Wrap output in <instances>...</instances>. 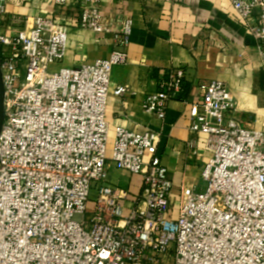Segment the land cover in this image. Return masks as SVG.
I'll return each mask as SVG.
<instances>
[{
	"label": "built area",
	"instance_id": "2783aa9c",
	"mask_svg": "<svg viewBox=\"0 0 264 264\" xmlns=\"http://www.w3.org/2000/svg\"><path fill=\"white\" fill-rule=\"evenodd\" d=\"M2 1L34 0H0V25ZM45 1L54 8L33 26L27 20L17 34L0 33L6 89L0 264H264V130L241 124L230 87L218 80L201 86L203 101L191 108L187 153L198 157L203 145L209 157L203 188L182 189L176 206L174 182L158 153L160 133L118 127L108 154L109 97L135 95L111 81L113 67L128 54L115 50L93 64L52 69L66 58L70 29L100 37L116 32L101 0H82L80 7ZM230 1L264 57V0ZM120 34L128 46L130 21ZM184 82L183 69L168 70L148 94L145 112L164 120ZM110 163L141 177L138 197L107 184ZM95 183L98 195L87 218Z\"/></svg>",
	"mask_w": 264,
	"mask_h": 264
},
{
	"label": "crops",
	"instance_id": "0c3cea01",
	"mask_svg": "<svg viewBox=\"0 0 264 264\" xmlns=\"http://www.w3.org/2000/svg\"><path fill=\"white\" fill-rule=\"evenodd\" d=\"M67 1L72 7L82 3ZM2 5L6 13L0 33L9 34L24 30L27 20L28 27L33 26L37 17L54 8L45 0L24 5L2 1ZM101 12L120 37L70 29L66 58L54 64L53 70L106 60L115 50L126 52L127 61L113 67L111 81L129 86L135 95L109 97V156L118 127L139 134L158 132V153L174 182L173 197H180L182 189H202L201 175L209 154L203 145L198 157L187 153L186 143L193 137L191 108L203 101L201 86L222 81L231 89L241 124L264 130V57L257 41L235 18L230 0H101ZM12 18L19 23L12 25ZM126 21L131 22L128 46L121 44L120 34ZM173 68L186 72L188 91L183 99L168 103L162 120L145 112L144 103L157 81ZM107 184L128 190L132 199L142 191L140 176L120 171L113 163L109 164Z\"/></svg>",
	"mask_w": 264,
	"mask_h": 264
},
{
	"label": "rangeland",
	"instance_id": "374dc122",
	"mask_svg": "<svg viewBox=\"0 0 264 264\" xmlns=\"http://www.w3.org/2000/svg\"><path fill=\"white\" fill-rule=\"evenodd\" d=\"M53 69V68H52ZM132 175V174H131ZM97 195H98V192H97V189H96V183L93 185V189L91 191V195H90V202H89V206H88V211H87V218H90L91 216V212L94 208V205H95V201L97 199ZM175 201V204L176 206H178V202H179V196H176V198L174 199ZM133 208V203L130 201L126 208H125V211H124V214L125 215H129L130 212H131V209ZM76 220H81L82 217L81 216H76L75 217Z\"/></svg>",
	"mask_w": 264,
	"mask_h": 264
},
{
	"label": "water",
	"instance_id": "95a60500",
	"mask_svg": "<svg viewBox=\"0 0 264 264\" xmlns=\"http://www.w3.org/2000/svg\"><path fill=\"white\" fill-rule=\"evenodd\" d=\"M2 69H3L2 57H1V49H0V133L3 131L2 128L5 120V90H6L3 82Z\"/></svg>",
	"mask_w": 264,
	"mask_h": 264
},
{
	"label": "trees",
	"instance_id": "16d2710c",
	"mask_svg": "<svg viewBox=\"0 0 264 264\" xmlns=\"http://www.w3.org/2000/svg\"><path fill=\"white\" fill-rule=\"evenodd\" d=\"M187 91H188L187 82H184V89H183V92L181 93L179 98L183 99V97L186 95Z\"/></svg>",
	"mask_w": 264,
	"mask_h": 264
}]
</instances>
